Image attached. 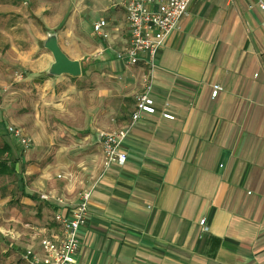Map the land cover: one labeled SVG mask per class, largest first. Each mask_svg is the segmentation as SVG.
Segmentation results:
<instances>
[{
    "label": "crops",
    "instance_id": "crops-1",
    "mask_svg": "<svg viewBox=\"0 0 264 264\" xmlns=\"http://www.w3.org/2000/svg\"><path fill=\"white\" fill-rule=\"evenodd\" d=\"M117 1L99 19L103 34L92 25L106 52L73 57L81 61L79 79L90 74L88 88L104 94L102 104L88 106L92 126L82 147L92 146L75 167L89 177L58 186L63 201L47 200L54 215L69 216L89 193L71 264H264V14L256 0H193L157 53L156 112L134 122L123 143L126 162L105 167L103 133L131 124L135 94L150 83L146 53L134 64L117 56L129 40ZM214 83L223 86L216 97ZM80 98L76 118L85 114ZM54 225L47 235L60 234Z\"/></svg>",
    "mask_w": 264,
    "mask_h": 264
},
{
    "label": "rangeland",
    "instance_id": "rangeland-1",
    "mask_svg": "<svg viewBox=\"0 0 264 264\" xmlns=\"http://www.w3.org/2000/svg\"><path fill=\"white\" fill-rule=\"evenodd\" d=\"M114 1L0 0V146L8 142L22 160L16 174L0 175V264H26L22 251L53 229L55 215L47 200L54 195L62 199L56 196L61 184L70 181L72 186H79L89 177L86 170L75 167L81 150L92 146L82 147L92 126L88 106L99 102L104 94L95 96L88 88L95 84L90 74L66 79L64 74L49 73L54 57L45 45L48 33L56 36L72 58L106 52L101 40L104 37L94 35L92 25L106 16ZM73 85L77 90L68 91ZM79 89L85 91L80 95ZM140 92L135 94V104ZM76 96H81L86 106L85 114L77 118ZM10 124L30 130L35 136L33 145L23 147L8 132ZM63 161L69 163V171L60 167ZM24 184L38 198L25 196ZM57 225L54 230L62 233Z\"/></svg>",
    "mask_w": 264,
    "mask_h": 264
},
{
    "label": "built area",
    "instance_id": "built-area-1",
    "mask_svg": "<svg viewBox=\"0 0 264 264\" xmlns=\"http://www.w3.org/2000/svg\"><path fill=\"white\" fill-rule=\"evenodd\" d=\"M193 0H118L117 5L126 10L129 25V40L124 49L117 53L118 58H127L131 64L141 59V53L147 54L149 63L150 83L145 91L136 95L137 109L132 115V122L122 130L103 133V151L105 167L113 164L123 165L127 160V152L123 143L128 136L134 122L141 113L156 112L154 100L151 95L152 79L156 70V58L160 48L178 26L185 16ZM257 6L264 14V0H257ZM105 20H97L93 27L98 34H103ZM223 89L219 83L213 84L212 96L216 97ZM163 117L174 119L170 112L163 111ZM8 132L20 144L29 148L33 145L34 136L20 125L10 124ZM89 193L84 195V200L71 210L69 216L56 213L55 218L61 226L62 233L45 235L39 240V247L29 246L22 252L26 264H71L76 260L80 247L79 229L87 223V199ZM58 201H63L59 199ZM206 219L201 222L205 224ZM205 229H208L205 226Z\"/></svg>",
    "mask_w": 264,
    "mask_h": 264
},
{
    "label": "water",
    "instance_id": "water-1",
    "mask_svg": "<svg viewBox=\"0 0 264 264\" xmlns=\"http://www.w3.org/2000/svg\"><path fill=\"white\" fill-rule=\"evenodd\" d=\"M54 37V38H53ZM45 45L53 54L54 62L49 69L52 74H70L78 76L82 72L81 61L71 58L59 45L56 36L53 33H48Z\"/></svg>",
    "mask_w": 264,
    "mask_h": 264
},
{
    "label": "trees",
    "instance_id": "trees-1",
    "mask_svg": "<svg viewBox=\"0 0 264 264\" xmlns=\"http://www.w3.org/2000/svg\"><path fill=\"white\" fill-rule=\"evenodd\" d=\"M84 70V67H83ZM20 156L15 154L14 147L5 142L2 146H0V175H14L18 172L17 165L20 163ZM22 193L26 196H33L29 192H26L23 187Z\"/></svg>",
    "mask_w": 264,
    "mask_h": 264
},
{
    "label": "bare ground",
    "instance_id": "bare-ground-1",
    "mask_svg": "<svg viewBox=\"0 0 264 264\" xmlns=\"http://www.w3.org/2000/svg\"><path fill=\"white\" fill-rule=\"evenodd\" d=\"M54 38V37H53Z\"/></svg>",
    "mask_w": 264,
    "mask_h": 264
}]
</instances>
